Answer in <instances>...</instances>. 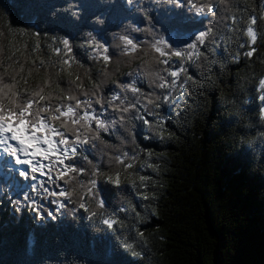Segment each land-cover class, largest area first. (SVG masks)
Instances as JSON below:
<instances>
[{"label": "trees", "instance_id": "obj_1", "mask_svg": "<svg viewBox=\"0 0 264 264\" xmlns=\"http://www.w3.org/2000/svg\"><path fill=\"white\" fill-rule=\"evenodd\" d=\"M213 6L215 15L200 16L167 0H143L137 11L122 0H0V80L15 85H0V105L18 110L31 100L32 111L47 109L40 118L48 122L53 107L75 104L71 96L83 101L99 92L111 98L112 86L139 68L145 74L141 92L113 103L130 109L136 103L139 111L125 116L143 115L152 122L149 127L128 119L119 136L105 134L110 146L93 150V164L78 161L88 171L68 183L77 202L60 210L49 206L55 219L38 216L25 204L17 210L15 200L0 194V264H264V101L259 99L264 95V0H213ZM252 19L256 25H250ZM209 30L191 58L172 57L169 64L157 63L154 52L124 54L122 42L108 36L151 42L172 35L196 43L194 37ZM89 31L111 45L109 54L115 46L112 53L121 56L110 54L107 64L93 59L94 50L84 46ZM60 38L80 45L73 47L77 63L70 68L52 51L62 47ZM177 66L186 71L173 88L164 69ZM160 77L168 87L158 86ZM84 110L81 105L78 111ZM104 111L105 117L120 115L112 106ZM52 123L68 133L75 127L66 117ZM123 152L137 159L117 163L114 157ZM130 162L133 167L126 168ZM97 164L105 209L89 201L85 211L79 207V181L87 182ZM116 173L119 187L104 178ZM141 175L149 178L144 186ZM107 216L120 224L109 229L102 223Z\"/></svg>", "mask_w": 264, "mask_h": 264}, {"label": "snow or ice", "instance_id": "obj_2", "mask_svg": "<svg viewBox=\"0 0 264 264\" xmlns=\"http://www.w3.org/2000/svg\"><path fill=\"white\" fill-rule=\"evenodd\" d=\"M112 2L115 4V0H112ZM122 3L129 11H137L143 4V0H122ZM167 3L180 8L188 7L190 10H194L196 15H215L213 0H167ZM75 15L76 18H79V9H77ZM97 22L102 25L104 20L103 18H98ZM256 23V19L250 21V25H256ZM133 31H148L149 34H151L150 30L142 28H134ZM247 33L251 38V42L255 44L256 32L253 30L252 26L247 28ZM210 35V30L199 33L198 36L194 37L196 43L189 42L187 49L185 50H173L168 41L164 40L163 37L156 38L154 36L151 42H140L129 35L120 36L119 39L122 42L123 47L121 51L124 54L132 55L140 52L147 55L154 52L158 54V57L155 58L157 63L169 64V58L172 57L181 61L191 58L192 53L195 52L198 44H203L206 38ZM59 45L62 47H55L52 51L57 56L62 57L63 65L70 68L72 64L77 63L76 57L73 55V47H79L80 45H74L67 38H60ZM84 46L94 50L93 59H100L105 64L110 62L109 48L111 45L106 47L105 43L100 42L92 31L87 32ZM188 50H192V52H189ZM248 54L251 55L252 53L249 52ZM196 55H199V53L197 52ZM177 69L178 70H172L171 67L164 69V71L168 73V76L173 78L171 81V87L173 88L176 87L177 78L180 77L181 73L186 71L185 68L180 66H177ZM148 74L151 75V73ZM69 75H71L70 72ZM129 75L132 74L129 73ZM77 79H79V76H77ZM160 80L161 83L158 85L159 87L165 88L169 86V82L165 80L164 77H160ZM0 85H2L3 89H11L15 87V85L3 83L2 80H0ZM78 87H82V85H78ZM118 87L121 89L122 93L131 91L133 94H139L141 92L140 88H138L135 83H120ZM97 88H99V85H97ZM260 88L264 89V82H261ZM83 95L87 96V93H83ZM93 96L96 98H88L83 101L75 96L69 97V99L75 101V104L58 105L53 107V114L50 115L47 123L44 119L40 118V113L47 111V109L37 108L35 111H32L33 102L31 100L20 105L18 110L9 107V109L5 111L4 107L0 105V156L6 154L9 157H13L15 159V164L22 166L24 169L19 172V175L25 179L33 181V184L30 185V187L32 191L37 192V194H39L38 188L43 189L45 193L44 198L56 197L57 194L50 191L45 186L44 180L39 181L37 187V174L40 177H47V182L50 183L56 182L54 177L64 181L66 184L71 183V180L76 179L79 175L88 171L82 166H74V162L77 158L86 161L88 164H93V161L89 159V154L92 153L94 149H98L101 146L104 148L110 146L104 139L105 134L119 136L122 131L125 130V121L133 118L143 120L145 124H148L149 127H151L152 122L146 120L143 115H135L134 117L125 116V113H128L132 109H136V103H132L131 109L123 105L117 107L113 102L121 100V95H113L107 100L100 97L99 92H94ZM41 99H43V97H41ZM259 99L264 101V95L259 96ZM148 102L155 103L151 99ZM81 105H83L85 109L83 112L78 111L81 108ZM94 105H99V110H97ZM106 106H112L113 111L120 113L119 117H105L104 109ZM158 106L159 105H157V107ZM62 107L65 111L61 110ZM136 111L138 112L139 109H136ZM149 114L158 115L157 113L152 112H149ZM60 117H66L67 120H70L72 125L75 126L70 130L72 137H74L71 141H69L65 131H60L59 128L51 126V122ZM161 124H163L162 120ZM60 127L67 130L68 125L65 120H60ZM117 129L120 131L118 132ZM128 131L129 135L132 136L133 142H135V133L130 129ZM53 133L58 134V142L50 138ZM150 138L151 137L149 136L144 137V139ZM140 151L144 150L141 149ZM152 155L153 153L151 151L147 152V156L151 157ZM114 159L117 163L123 165L125 164L126 159L135 161L137 157L135 155L129 157L128 152H123L117 154ZM125 167L132 168L133 164L131 162L127 163ZM148 167H153V165L149 164ZM69 173L76 175L65 179ZM101 175L102 172L97 164L94 165L90 171L87 182L79 181V186L83 189L78 198L79 207L85 209V211L88 210L89 201H95L96 206L99 209H105V199L101 198V190L98 188V182L96 179V177ZM104 178L108 183L115 184L117 187H119L121 183L120 173H116L114 176L108 175ZM147 179L149 178L143 175L139 177L141 186H144V182ZM72 191H74V189L62 190L59 195L64 197L67 203H76L77 201L72 199ZM142 198L147 200L149 199V196L144 194ZM23 202L38 214L41 212H47L49 217H52L53 219L56 218L53 212L48 211L42 204H37L30 195L24 194ZM53 202L57 204L58 209H65L67 207L66 203L59 202V197ZM16 205L17 210H19L22 206L21 200L18 199ZM92 215L95 216L97 213L92 212ZM101 215H103V213H101ZM102 223L109 229H113L114 226L120 224V222L113 216H107L102 220ZM139 235L143 236V233L140 232ZM127 247L130 248L132 246L127 245Z\"/></svg>", "mask_w": 264, "mask_h": 264}, {"label": "rangeland", "instance_id": "obj_3", "mask_svg": "<svg viewBox=\"0 0 264 264\" xmlns=\"http://www.w3.org/2000/svg\"><path fill=\"white\" fill-rule=\"evenodd\" d=\"M142 28H143V25H142ZM108 36L112 40H115V39L116 40H120L119 38H114L110 34ZM129 36L132 37L131 35H129ZM163 39L166 40V41H168L170 47H181V46L188 45V43H189V41H187L186 39H183V38H180V37H175V36H172V35H165V36H163ZM100 42H102V41H100ZM102 43H104V42H102ZM111 50H112L111 53H110L111 56H121V54L118 55V53H116V52L115 53H112V52H114L116 50V47L115 46H112ZM109 52H110V50H109ZM120 53H121V51H120ZM45 134H47V133H45ZM50 138H52L56 142H58V136L55 133H53ZM4 156H0V167H1L0 174H4L6 176V179L9 181V179H12V177H10V175L9 176L7 175V172L4 171L3 164L1 163V161L4 158ZM8 168L12 170V173L15 172L16 175H19V172L24 170L22 166L15 164V160H12V163L8 166ZM44 179H45L44 177H40L37 174L36 184L39 185V181L44 180ZM7 180H5V181H7ZM15 180H14V182H16L15 183L16 184L15 185L16 193L15 194L23 196L24 193H25V191H24L25 190V186L21 187L20 186V181H17V180L15 181ZM26 180H29L30 181V179H26ZM4 184H5V182H2V180L0 179V189L1 188L3 189L5 187Z\"/></svg>", "mask_w": 264, "mask_h": 264}]
</instances>
